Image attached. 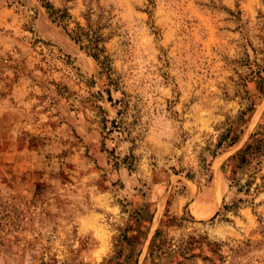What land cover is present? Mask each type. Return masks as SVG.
<instances>
[{"label": "rangeland", "instance_id": "obj_1", "mask_svg": "<svg viewBox=\"0 0 264 264\" xmlns=\"http://www.w3.org/2000/svg\"><path fill=\"white\" fill-rule=\"evenodd\" d=\"M0 264H264V0H0Z\"/></svg>", "mask_w": 264, "mask_h": 264}, {"label": "trees", "instance_id": "obj_2", "mask_svg": "<svg viewBox=\"0 0 264 264\" xmlns=\"http://www.w3.org/2000/svg\"><path fill=\"white\" fill-rule=\"evenodd\" d=\"M57 19H61L63 17L62 14H58ZM86 38L87 41L89 42V46L91 48V50L93 51V56L98 58L100 53L103 51V47H99V42L103 40V37L100 34H95L93 33L92 35L88 32L86 33H78L75 36V41L78 42H82L83 38ZM250 145L247 146L240 154H239V165L246 163L249 161V158L254 154V151H250ZM256 150V148H255Z\"/></svg>", "mask_w": 264, "mask_h": 264}]
</instances>
